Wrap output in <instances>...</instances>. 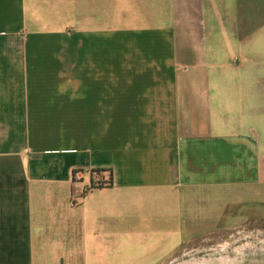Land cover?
<instances>
[{"label": "crops", "instance_id": "1", "mask_svg": "<svg viewBox=\"0 0 264 264\" xmlns=\"http://www.w3.org/2000/svg\"><path fill=\"white\" fill-rule=\"evenodd\" d=\"M247 222L264 0H0V264H167Z\"/></svg>", "mask_w": 264, "mask_h": 264}, {"label": "rangeland", "instance_id": "2", "mask_svg": "<svg viewBox=\"0 0 264 264\" xmlns=\"http://www.w3.org/2000/svg\"><path fill=\"white\" fill-rule=\"evenodd\" d=\"M167 264H264V232L259 223L247 222L230 233L205 234L203 241L174 252Z\"/></svg>", "mask_w": 264, "mask_h": 264}]
</instances>
